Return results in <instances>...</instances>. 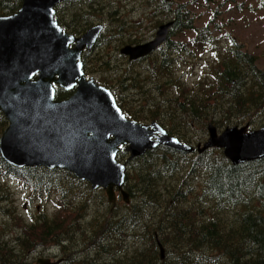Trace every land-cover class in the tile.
Wrapping results in <instances>:
<instances>
[{"label": "trees", "instance_id": "1", "mask_svg": "<svg viewBox=\"0 0 264 264\" xmlns=\"http://www.w3.org/2000/svg\"><path fill=\"white\" fill-rule=\"evenodd\" d=\"M74 1L77 0H67L64 4ZM154 1L159 3L165 16H174L172 37L178 34L187 37L188 33H194L195 36L189 37L186 43L170 38L161 49L159 68L167 78L156 90L163 93V97L153 96L152 92L145 90L142 83L136 79L129 85L131 78L127 74L119 77L120 88H125L126 91H142L143 100L148 104L147 113L141 114L138 111H130L126 101L119 95L116 96L118 105L126 115L139 121L160 120L164 127L167 125L164 120L173 123L178 119L181 123L179 128L197 124L206 129L210 124L223 129L224 126H230L236 117L240 119L239 124H242L255 121V117L264 115V69L260 67L258 56L244 50V44H240L232 35H227L230 45L220 47V22L214 23V20H210L199 25L202 22L201 14L195 12L198 6L212 3L217 6L213 10L215 16L221 20L226 12L223 9L224 4L220 2L237 0H201L200 5H194L196 0H191L188 3H180L176 8L173 7L174 1ZM21 5L22 0H0V16L16 13ZM244 5L245 1L234 7L237 14L253 9L245 8ZM100 8L103 7L90 4L87 10L64 17L65 9L63 4H60L56 8V19L66 32L80 36L95 25ZM258 8L264 11V0H258ZM104 41L103 35L100 36L96 48H104ZM186 45L190 49V45L196 49H214L217 67L213 70V80L199 81L189 87L184 82H176L170 77V56L175 52H186ZM106 50L109 54L108 48ZM83 62L85 73L92 76L88 66L89 54L83 56ZM161 72L157 74L156 71L154 77L160 74L165 77ZM102 85L114 92V88L106 83ZM56 89L58 100L67 99L72 94L59 87ZM222 110L225 113L218 114L222 113ZM183 123L188 126L182 127ZM263 124L264 122L261 125ZM7 126V119L0 112V138ZM166 129L170 135L183 142L192 143L194 140V137H188V130L186 133L178 128ZM186 157L191 165V168L185 171L190 187L186 177L179 175L183 171L181 165ZM133 163L135 166L132 170L136 171L135 175L133 177L131 172H128L127 178L132 181V198L136 200V195L138 201L134 205H126L125 213H119L115 207L114 216L111 219L107 217L99 228L84 223L87 234H93V240L99 239L95 251L107 253L109 250L103 244L115 239L122 242L124 237L128 238L127 232L139 231L144 240H139L138 245L134 247L136 250L129 263L126 258L121 264H264V159L234 165L219 149L186 155L160 147L145 157L135 159ZM0 174V188H4V193L11 185H7L6 174L16 177L21 184L30 187L32 193L39 194L38 198L57 193L54 195L64 200L73 192H80L76 199L82 193L88 203L91 198L87 194L94 191L88 183L77 179L70 172L36 167L14 168L1 156ZM177 175L180 179L175 187L173 182L177 181ZM193 181L199 182L193 185ZM62 208L64 212L69 209L58 205V209ZM79 209H83V206ZM63 225L61 221L48 222L44 218L32 227L28 226L31 237L28 236L27 227V231L19 237L12 235L11 238H6V231L9 229L14 232L16 228H9L5 224L0 234V263L15 264L17 259L26 256L27 252L34 248L38 239L55 240ZM13 242L18 251L15 250ZM159 242L165 249L164 260L161 258ZM141 243L143 245H140ZM70 247L74 245L63 247L62 250L67 253ZM111 256L114 262L115 255H110L112 259ZM77 260L75 258L67 264H81Z\"/></svg>", "mask_w": 264, "mask_h": 264}, {"label": "water", "instance_id": "2", "mask_svg": "<svg viewBox=\"0 0 264 264\" xmlns=\"http://www.w3.org/2000/svg\"><path fill=\"white\" fill-rule=\"evenodd\" d=\"M65 1L22 0L18 12L0 16V112L8 121L0 155L5 162L70 172L94 190L104 189L115 204L116 190L129 203L123 189L127 164L161 146L186 154L222 149L234 165L264 159V127L252 132L247 126L229 127L219 134L210 124L208 140L196 148L156 121L127 118L112 91L84 70L82 56L95 48L103 27L79 37L67 33L56 19V7ZM173 24L161 25L153 41L126 45L120 53L130 61L148 56L168 40ZM56 87L71 96L58 100ZM124 147L130 157L122 164L117 155ZM159 247L164 260L160 242Z\"/></svg>", "mask_w": 264, "mask_h": 264}, {"label": "rangeland", "instance_id": "3", "mask_svg": "<svg viewBox=\"0 0 264 264\" xmlns=\"http://www.w3.org/2000/svg\"><path fill=\"white\" fill-rule=\"evenodd\" d=\"M189 1L191 0H174L175 5L173 7L176 8L180 3H188ZM200 1L201 0H196L194 5H200ZM243 1H245V8L252 7L253 9L237 14L234 7ZM217 2H219V0H217ZM62 4L65 9L64 17H69L77 11L87 10L90 4L103 7L99 9L101 11L97 14L98 19L95 21L94 26L103 27L101 36L103 35V40H105L104 43H106V45L101 49L94 48L90 53H85L83 56L89 54V70L92 71V77L95 78L96 81L101 84L106 83L111 88H114L115 95H121V98L129 105V107H127L130 111H138L141 114H146L148 104L143 100L142 91H126L125 88H120L119 77L122 74H127V76L131 78L130 81H128L129 85H132L133 79H136L142 83L141 85L145 90H150L153 96L163 97V93H158L156 90V87L161 85L162 82H165L167 78L159 68L161 50L156 49L157 51L152 54L151 60L148 62L144 61L141 64L128 63L125 58L126 56L124 57V55L120 53V50L126 45L138 44L151 40L158 31L160 25L173 21L174 16L172 14L165 16L159 3L154 0H77L67 3V5L64 3ZM220 4H224L223 9L226 12L221 20H219L213 12V10L217 8L215 4L206 3L204 6H198L195 12L200 13V18H202V22L199 23V25H203L210 20H214V23L220 22V29L222 30V33L218 32V43H220V47L228 46L230 41L227 40V35H232L240 44H244V50L258 56L260 67L264 69V11L259 10L258 0L225 1L220 2ZM173 26L174 25L170 28L168 40L173 38V40L186 43L185 41L189 40V37L193 38L195 36L194 33H188L186 34L187 37L179 34L172 37ZM86 32L87 30L80 36L84 35ZM190 46L191 49L186 45V52H175L170 56L172 62L168 72L170 73V77L176 82H184L189 87L199 81L213 80V70L217 67L214 49L211 47H199V49H196L195 46ZM107 48L109 54L107 53ZM189 49L190 52L188 53ZM158 52L160 53L158 54ZM156 71L157 74L161 72L165 77L161 74L154 77ZM221 112L222 113L218 112V114L225 113L224 110ZM242 114L244 115L245 113L242 111ZM136 121L143 124H150L153 121L158 123L161 122L160 120V122L157 120ZM164 122L167 123L166 127H164L165 129L173 127L186 133L188 130V137H194L193 141L190 138V142L192 141V144L195 146L198 143L206 142L208 139L207 129L197 124H193V127L179 128L181 123L178 119L173 123H169L166 120H164ZM263 122L264 115L255 117V121L251 120L242 124H239L240 119L236 117L233 118V122L230 126H224L223 129H218L219 132H223L229 127L241 128L247 126L248 131L252 132L263 128L264 124L261 125ZM184 126L187 127L188 125L183 123L182 127ZM156 150L158 149L156 148L149 152ZM148 153H146L144 157L147 156ZM120 154L121 156H118V160L121 163L126 162L129 154L127 152ZM153 157L156 158L154 155ZM133 162L131 161L128 163V172H131L134 177L136 171L132 170L135 166ZM181 168L183 171L180 172L179 175L186 177L187 184L190 187L188 174H185V171L191 168L187 157L182 161ZM5 178L6 182H8L7 185H9V183L11 185H9V189L5 193L3 192L4 188H0V234L5 224L9 226V228H16L14 232L9 229L6 231V238H11L12 235L19 237L27 231L26 229L28 226L32 227L35 223L44 218L48 222L61 221V223H64L63 229L56 234L55 240L47 239L44 241L42 238L40 240L38 239L34 243V248L28 251L26 256L17 259L15 264L32 263L38 258V255L50 258L52 261H57L62 257L67 258L73 251L75 252L73 257L78 259L77 261L82 264L91 262L94 264H116L120 261V258L123 259L126 257L130 259L131 255L136 250L134 247L140 242L139 240H144L142 239L143 236L138 233L139 231L136 233L130 231L127 232L128 238L125 241L118 242L115 239L113 242L106 243L105 245L109 252L103 254L99 253L95 251L98 245V239L93 240L92 238L94 235L87 234L84 223L99 228L103 225L107 217L111 219L114 216V214H109L111 204H109L108 196L104 190L99 189L89 192L87 195L91 200L88 203L85 202L82 193L79 195V198L76 199L77 194L80 192H73L68 199L64 200L54 195L57 193L42 195L38 198V193L28 191L19 181L11 177L10 174H6ZM179 179L180 177L177 175V181L173 182L175 187ZM127 180L129 183L126 182L127 186L125 185L124 190L129 194L130 203L128 205H134L138 199L136 195H134L136 200L132 198L133 196L130 193L132 181L128 178ZM197 182L199 181H193L192 184L194 185ZM163 192L164 191H162V193ZM117 197L120 202L117 206L118 211L119 213H125L126 204L119 193H117ZM58 205H64V208L69 207V209L64 212L63 208L58 209ZM82 206L83 209L80 210L79 208ZM79 213H81V215H77ZM107 225L106 223V226ZM129 228L131 229V227ZM27 232L28 236L31 237L32 233L29 227ZM114 237L116 236H113V238ZM88 241L91 242V249L86 247ZM59 242H64V245H60ZM124 242H126V244H124ZM72 244L74 247H70L68 252L64 253L62 250L63 247H68ZM13 245L14 247L16 246L14 242ZM140 245L143 244L141 243ZM15 250L18 251V247H15ZM111 254L115 255L114 262L111 261Z\"/></svg>", "mask_w": 264, "mask_h": 264}, {"label": "flooded vegetation", "instance_id": "4", "mask_svg": "<svg viewBox=\"0 0 264 264\" xmlns=\"http://www.w3.org/2000/svg\"><path fill=\"white\" fill-rule=\"evenodd\" d=\"M163 25V24H162ZM161 26V25H160ZM156 35H157V32H156V34H155V36L151 39V40H148V41H145V42H143V43H138V44H132V46H138V45H144V44H147V43H149V42H151V41H153L155 38H156ZM167 43V42H166ZM166 43L164 44V45H162V46H160V47H158L157 48V50H161L163 47H165V45H166ZM157 50H155V51H153L151 54H149L148 56H146V57H144V58H142V59H139V60H137V61H130L129 60V57H125L126 59H127V61H128V63H130V64H134V63H137V64H141L142 62H144V61H146V62H148L149 60H151V58H152V54H154ZM160 52H158V54H159ZM120 97H121V95H120ZM109 204H111L110 205V212H109V214L110 215H113L114 214V209H115V207H117L119 204H120V202H119V200H118V197H117V201H116V203L115 204H112V203H109ZM123 240L125 241L126 240V238L124 237L123 238ZM98 241V243H99V239L97 240ZM60 243V245H64V242H59ZM124 244H126V242H124ZM103 245H105V244H103ZM98 246V245H97ZM96 246V247H97ZM86 247L88 248V249H91V242H87V245H86ZM100 253V252H99ZM75 254V252H73V254H70L67 258H64V257H62V258H60L59 260H57V261H52L50 258H45V257H43L42 255H38V258L36 259V260H34L32 263H30V262H28V263H25V264H38V261L40 260V259H50L52 262H53V264H67V262H69V261H72V260H75V258H71V257H73V255ZM112 257V259H111V261H113V256H111ZM101 258V257H100ZM101 259H103V258H101ZM120 261L118 262V264H121V261L122 260H126V257H124L123 259H119ZM127 263H129V258H127ZM82 264V263H81ZM117 264V263H116Z\"/></svg>", "mask_w": 264, "mask_h": 264}, {"label": "bare ground", "instance_id": "5", "mask_svg": "<svg viewBox=\"0 0 264 264\" xmlns=\"http://www.w3.org/2000/svg\"><path fill=\"white\" fill-rule=\"evenodd\" d=\"M199 144H202V143H198V145H199Z\"/></svg>", "mask_w": 264, "mask_h": 264}]
</instances>
